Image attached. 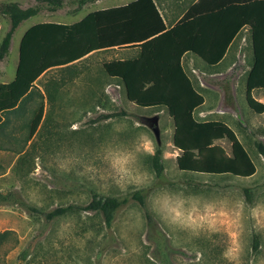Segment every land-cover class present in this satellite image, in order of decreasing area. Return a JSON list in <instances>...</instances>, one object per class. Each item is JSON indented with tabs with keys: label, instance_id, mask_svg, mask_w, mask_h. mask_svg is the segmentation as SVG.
Returning <instances> with one entry per match:
<instances>
[{
	"label": "rangeland",
	"instance_id": "rangeland-1",
	"mask_svg": "<svg viewBox=\"0 0 264 264\" xmlns=\"http://www.w3.org/2000/svg\"><path fill=\"white\" fill-rule=\"evenodd\" d=\"M35 19L19 25L6 59L16 56L21 31ZM8 23L0 14V39ZM242 59L235 57L231 69L214 71L207 85L197 87L205 101L195 117L219 119L234 130L255 163L248 177L181 171L167 111L136 106L121 84H91L85 62L78 76L57 81L48 72L39 78L51 99L43 101L33 136L27 140L36 94L0 125V192L13 191L18 201L0 203V264H264V112L247 104L249 64ZM5 66L7 60L0 61V82L7 78ZM8 68L7 75L14 73L12 62ZM252 96L264 103L263 90ZM106 113L114 115L100 118ZM217 143L230 153L227 140ZM157 147L160 175L152 165ZM243 187L251 188L250 200ZM93 193L127 198L110 226L99 213L69 212L47 221L23 205L46 212L84 204Z\"/></svg>",
	"mask_w": 264,
	"mask_h": 264
},
{
	"label": "trees",
	"instance_id": "trees-1",
	"mask_svg": "<svg viewBox=\"0 0 264 264\" xmlns=\"http://www.w3.org/2000/svg\"><path fill=\"white\" fill-rule=\"evenodd\" d=\"M76 0L75 10L86 2ZM151 0H134L125 5L95 10L74 23L40 22L30 26L23 34L18 48V63L14 78L0 83V125L7 113L17 110L25 99L37 95L33 103L34 115L29 121L27 140L36 132L44 114V97L49 101V90L43 93L35 81L45 70L75 60H79L91 51L111 46L128 45L131 42H151L163 31V24L157 11L155 17L159 26L151 25L143 32L133 31V13L138 5ZM63 0H34V4L22 7L18 1H0V14L9 21V27L0 40V60L8 53L13 32L28 17L43 7L56 10ZM251 38L252 62L245 78V97L248 106L257 113L264 112V103L252 96V91H264V38L256 36L257 23ZM161 34V33H160ZM181 54L166 57L163 67L151 71L139 68L137 59H115L104 62V73L115 78L123 87L125 98L139 107H161L172 118L173 146L179 151L176 164L181 171L212 175H231L248 177L255 172V163L234 130L219 119H197L195 112L203 104L204 96L192 83V80L180 64ZM209 64H216L222 57L212 59L208 55H198ZM94 92V91H93ZM114 113H106L100 118H108ZM225 139L230 143V153L217 143ZM260 150L263 147L257 143ZM162 151L157 147L152 155V165L157 175L163 169ZM248 200L251 188L243 187ZM141 204L144 197L140 191L133 193ZM13 191L0 192V203L18 202ZM127 201L126 197L93 193L84 204L68 203L58 205L49 211L23 204L34 212H41L47 221L69 212L87 211L99 213L107 226H110L116 211ZM5 231L0 232V239ZM257 240L254 239V247Z\"/></svg>",
	"mask_w": 264,
	"mask_h": 264
},
{
	"label": "crops",
	"instance_id": "crops-1",
	"mask_svg": "<svg viewBox=\"0 0 264 264\" xmlns=\"http://www.w3.org/2000/svg\"><path fill=\"white\" fill-rule=\"evenodd\" d=\"M131 1L134 0H93L86 2L79 9L75 10L76 4L73 8L66 9L65 7L71 0H63V5L56 10H49L43 7L39 12L30 16L36 19L21 31L18 38V48L24 32L36 23H74L92 11L122 6ZM151 1L153 6L145 3V5H138L132 9L134 10L132 11L134 16L132 25L134 26L133 31L135 33L143 32L151 25L159 26L154 9L159 14L161 23L163 24V31L151 42H131L128 45L111 46L94 50L79 60L45 70L39 75L37 80L47 76L48 72H50V76L52 74V78H49H59L55 79L57 81L78 76L84 70L82 67L83 62H85V71L87 69L91 71V84L98 87L118 86L120 83L115 78H111L104 73L102 69L104 62L125 58L131 60L137 59L140 69L151 71L155 68L163 67L166 64L164 62L166 57H175L177 54H181L180 64L196 88L207 85L208 78L215 75L214 71L231 69L235 63V57L238 58L240 55L243 58L242 62L248 63L250 68L252 62L251 38L253 37L255 29L252 23L258 24L256 27V36L264 38V0ZM28 5L31 4H21L22 7ZM19 25L13 32L9 50ZM18 48L16 56L13 57L12 61L6 59L9 51L0 60H7V67L5 66L7 78L6 81L1 80V82H8L14 78L18 63ZM219 54L222 57L216 64H209L198 56L208 55V58L212 59ZM92 59L96 60L92 65L94 68L95 63L98 62L97 70L87 66L86 62ZM10 62L13 63L14 73L7 75ZM37 80L35 84L43 91L42 86L37 84ZM98 94L108 96V93L104 92ZM91 95L93 94L91 93ZM44 101L46 102V97H44ZM199 116L203 117L204 114L200 113Z\"/></svg>",
	"mask_w": 264,
	"mask_h": 264
},
{
	"label": "water",
	"instance_id": "water-1",
	"mask_svg": "<svg viewBox=\"0 0 264 264\" xmlns=\"http://www.w3.org/2000/svg\"><path fill=\"white\" fill-rule=\"evenodd\" d=\"M156 138L158 139V130L157 128H153Z\"/></svg>",
	"mask_w": 264,
	"mask_h": 264
}]
</instances>
